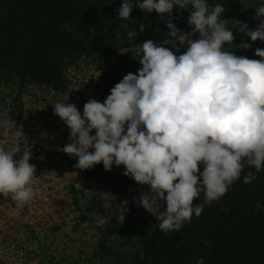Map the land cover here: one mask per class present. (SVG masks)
Segmentation results:
<instances>
[{"label":"clouds","instance_id":"clouds-1","mask_svg":"<svg viewBox=\"0 0 264 264\" xmlns=\"http://www.w3.org/2000/svg\"><path fill=\"white\" fill-rule=\"evenodd\" d=\"M134 6L157 14L169 30L165 39H147L135 48L141 67L115 83L102 103L89 98L82 113L65 103L69 97L51 105L69 129L70 143L59 150L77 159L74 167L86 170L102 163L111 171L123 166V176L148 186L134 202L167 234L180 231L206 205L223 198L246 167L255 172L243 176L244 184L264 170V49L254 50L260 59L225 50L251 48L244 40L234 45L233 30L251 42H264V0L253 6V19L259 21L254 29L247 22L222 18L226 8L216 0H121L117 18L130 20ZM174 6L189 12L190 31L173 23ZM145 29L139 25L140 33ZM137 35L134 28L129 30L128 41ZM181 47L185 50L177 55ZM10 126L9 116L0 114V129ZM16 131L19 142L23 134ZM19 152L0 146V196L23 207L37 195L36 168L29 163L27 144L14 159ZM95 193L108 213H97V226L112 216L123 224L127 200L117 204L111 192ZM197 199L202 203H195ZM262 208L257 201L255 210Z\"/></svg>","mask_w":264,"mask_h":264},{"label":"trees","instance_id":"trees-1","mask_svg":"<svg viewBox=\"0 0 264 264\" xmlns=\"http://www.w3.org/2000/svg\"><path fill=\"white\" fill-rule=\"evenodd\" d=\"M254 1L256 4L257 0ZM216 2L226 8L222 18L238 20L246 0ZM120 4L121 0H0V73L19 83L34 80L60 88L64 85L63 69L79 55L111 53L121 47L137 48L147 39L158 42L165 39L169 30L155 12L144 13L134 6L130 20H120L116 11ZM254 14L252 8L244 21L249 29L259 23L253 19ZM172 15L179 29L190 31L187 10L179 11L174 6ZM140 24L146 25L143 33L139 32ZM133 28L138 35L130 43L127 32ZM233 32L234 45L244 40L251 48L226 46L225 50L260 59L254 50L264 49V42H251L243 34L237 35L236 30ZM165 47L171 50V45ZM136 59L139 57L131 49L117 58L103 76L102 94L97 101L102 103L124 75L136 73L141 67ZM123 170L120 166L105 171L98 164L88 173V177L102 178L120 200H127L131 203L129 207L136 210L127 228L133 247L117 255L118 264H264V208L255 210L257 201L264 205V170L252 183L244 184L243 176L255 172L254 168L246 167L241 179L223 198L206 205L201 216H193L180 231L167 234L159 230L155 217L134 202L142 191H148V186L123 176ZM111 228L115 231L117 226L112 224Z\"/></svg>","mask_w":264,"mask_h":264},{"label":"built area","instance_id":"built-area-1","mask_svg":"<svg viewBox=\"0 0 264 264\" xmlns=\"http://www.w3.org/2000/svg\"><path fill=\"white\" fill-rule=\"evenodd\" d=\"M135 48L79 55L63 69L60 88L34 80L19 83L0 73V114L14 124L0 129V146L21 151L14 159L29 146L37 190L23 207L0 196V264H118L117 255L127 252L131 244L127 228L136 210L128 202L123 224L112 216L97 226V213H108L95 192L114 193L102 178L88 177L90 169L75 168L77 159L59 150L70 143L69 129L51 104L69 97L65 103L75 104L82 113L89 98H100L106 70ZM171 50L175 52L172 46ZM16 130L24 135L19 142ZM123 200L117 197L115 203Z\"/></svg>","mask_w":264,"mask_h":264},{"label":"rangeland","instance_id":"rangeland-1","mask_svg":"<svg viewBox=\"0 0 264 264\" xmlns=\"http://www.w3.org/2000/svg\"><path fill=\"white\" fill-rule=\"evenodd\" d=\"M255 5V1L254 0H246L244 9H243V13H241V16L238 18L239 21L244 22L246 20L247 17V13L251 11L252 8H254L253 6ZM195 39V38H193ZM185 49L183 47L180 48V52L176 53L177 55H179L180 53H182ZM133 245L130 244L129 248H132Z\"/></svg>","mask_w":264,"mask_h":264}]
</instances>
